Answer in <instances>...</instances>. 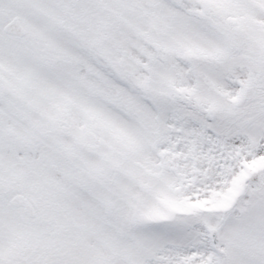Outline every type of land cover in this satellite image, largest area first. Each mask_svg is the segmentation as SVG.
Here are the masks:
<instances>
[{
	"label": "snow or ice",
	"instance_id": "obj_1",
	"mask_svg": "<svg viewBox=\"0 0 264 264\" xmlns=\"http://www.w3.org/2000/svg\"><path fill=\"white\" fill-rule=\"evenodd\" d=\"M0 264H264V0H0Z\"/></svg>",
	"mask_w": 264,
	"mask_h": 264
}]
</instances>
